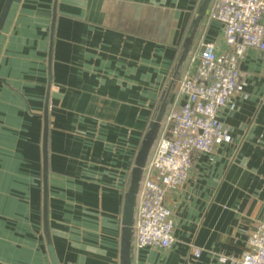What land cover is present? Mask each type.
Segmentation results:
<instances>
[{
  "label": "crops",
  "instance_id": "obj_1",
  "mask_svg": "<svg viewBox=\"0 0 264 264\" xmlns=\"http://www.w3.org/2000/svg\"><path fill=\"white\" fill-rule=\"evenodd\" d=\"M202 1L14 0L0 36V264H52L46 111L59 262L120 264L125 194L150 121L164 95L162 125L186 103L179 83L196 71L204 44L217 56L230 50L211 1L168 91ZM240 70L237 94L218 112L231 139L196 152L186 182L167 194L173 244L134 242L132 264H233L249 250L264 222V51L248 48Z\"/></svg>",
  "mask_w": 264,
  "mask_h": 264
},
{
  "label": "built area",
  "instance_id": "obj_2",
  "mask_svg": "<svg viewBox=\"0 0 264 264\" xmlns=\"http://www.w3.org/2000/svg\"><path fill=\"white\" fill-rule=\"evenodd\" d=\"M209 17L223 25L230 50L217 56L214 44H204L196 71L180 80L179 91L187 101L166 117L144 170L134 223V242L139 247L173 244L174 224L167 194L186 182L196 152L210 153L231 139L229 127L218 119V112L238 92L240 61L247 49L264 51V0H212ZM232 262L264 264V222L251 234L249 250Z\"/></svg>",
  "mask_w": 264,
  "mask_h": 264
},
{
  "label": "water",
  "instance_id": "obj_3",
  "mask_svg": "<svg viewBox=\"0 0 264 264\" xmlns=\"http://www.w3.org/2000/svg\"><path fill=\"white\" fill-rule=\"evenodd\" d=\"M212 0H203L199 6L197 16L193 20V26L190 34L185 38L182 52L180 54L175 73L169 85L168 91L172 89L175 82L178 80L181 68L187 60L194 38L197 34L198 28L207 14L208 8ZM14 0H5L4 6L0 13V36L4 28L5 22L8 18L10 9ZM50 93V85L47 92L46 110ZM168 107V96L164 95L162 103L155 114V117L150 121L147 131L145 132L140 146L138 148L134 166L131 171L130 184L125 194L123 216H122V230H121V250H120V264H132V253L134 247V223L136 207L138 204V196L144 176V170L150 158L152 148L159 135L162 127L166 111ZM47 138H48V113H45V129H44V233L48 241V251L52 264H60L57 257L49 228V195H48V164H47Z\"/></svg>",
  "mask_w": 264,
  "mask_h": 264
},
{
  "label": "trees",
  "instance_id": "obj_4",
  "mask_svg": "<svg viewBox=\"0 0 264 264\" xmlns=\"http://www.w3.org/2000/svg\"><path fill=\"white\" fill-rule=\"evenodd\" d=\"M163 128H164V125H162V127H161V129H160V131H159V135H158V137H157V139H156V141H155V144H154V146H153V148H152V151H151L150 157H152L153 152H154V150L156 149V146H157V140H158L160 134L162 133Z\"/></svg>",
  "mask_w": 264,
  "mask_h": 264
}]
</instances>
